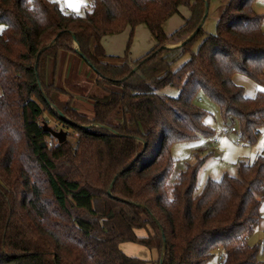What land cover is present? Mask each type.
I'll return each mask as SVG.
<instances>
[{"label": "trees", "instance_id": "16d2710c", "mask_svg": "<svg viewBox=\"0 0 264 264\" xmlns=\"http://www.w3.org/2000/svg\"><path fill=\"white\" fill-rule=\"evenodd\" d=\"M206 1L92 0L81 15L51 0H0V264H148L123 253L124 242L157 249V264L164 249L163 264H206L215 254L218 264H264L248 243L262 220L264 156L199 194L201 160L169 183L170 146L213 135L194 102L199 91L220 105L225 123L239 122L246 144L264 130V93L244 99L233 80L242 74L264 86L263 17L253 0H230L196 52L203 27L185 45L164 48L193 33ZM181 6L190 17L165 34ZM139 24L155 48L133 65L106 60L113 57L103 37ZM76 42L108 98L93 99L92 118L57 83L62 57L78 55ZM166 86L179 95L159 94ZM46 114L77 135L75 147L69 132L59 143L44 129Z\"/></svg>", "mask_w": 264, "mask_h": 264}, {"label": "rangeland", "instance_id": "374dc122", "mask_svg": "<svg viewBox=\"0 0 264 264\" xmlns=\"http://www.w3.org/2000/svg\"><path fill=\"white\" fill-rule=\"evenodd\" d=\"M59 4L64 13L85 14V9L89 10L92 0H51ZM230 0H208V9L206 20L203 24L202 34L196 39L191 46L192 51L196 52L203 41L210 35L216 33L219 19L223 13V8ZM253 10L263 17L262 30L264 31V0H253ZM190 17V9L187 6H181L177 14L173 15L165 24L164 32L167 35L173 34L181 28L185 21ZM3 29V25L0 24ZM156 39L149 30L146 24L137 25L134 30L127 26L122 32L113 35H107L102 39V46L105 52L113 58L106 60L116 64L125 62L133 65L137 60L144 57L156 46ZM174 45V44H172ZM168 44V46H172ZM177 45V44H176ZM188 59V55L184 56L180 61L176 62L173 70L181 66ZM63 65V66H62ZM63 67V69H62ZM62 69V70H61ZM61 70V71H60ZM57 83L67 89L70 95L73 96L74 104L78 110L85 112L90 118L93 117V99L105 96L104 91L96 85L97 75L94 71L82 60V57L73 53L66 54L62 57V61L58 64ZM68 76V77H67ZM241 76L249 83H245V92H253L255 83L248 77L238 74L236 78ZM238 80V79H237ZM1 91V90H0ZM159 94L166 97H177L180 91L173 86H166L158 91ZM262 93V92H258ZM64 100L70 96H62ZM197 107L206 112L204 122L211 119L212 123L209 126L213 130V135H199L195 139L185 140L173 143L170 148V156L174 162L173 173L170 177V184H173L180 172L189 164H195L202 161L197 174L196 194H199L209 180L219 181L224 175L237 177L239 175L240 162L252 163L255 160L250 159V156L258 151V145L264 140L262 133L256 143L248 145L243 142L239 134V122L230 120L225 123L222 116L220 105L212 100L205 91L201 90L197 93L195 100ZM74 105V107H75ZM47 124L52 127H58L60 123L46 114ZM61 129V128H60ZM67 133L69 129L63 128ZM70 141L75 147L77 143V135L70 131ZM205 141L201 147L183 148V145L199 144L200 140ZM221 141H228L229 144H222ZM183 151V155L190 157L189 159L176 158L178 151ZM228 156V159H224ZM232 161H235L233 163ZM264 206V200L261 207ZM262 220L257 229L248 236V243L251 246H259L258 259L264 262V211H261ZM139 236L147 235L145 229L136 231ZM120 250L130 257L139 258L148 262V264H157L161 253L157 249H150L143 245L124 242L120 244ZM218 254L211 258L206 264H218Z\"/></svg>", "mask_w": 264, "mask_h": 264}, {"label": "water", "instance_id": "95a60500", "mask_svg": "<svg viewBox=\"0 0 264 264\" xmlns=\"http://www.w3.org/2000/svg\"><path fill=\"white\" fill-rule=\"evenodd\" d=\"M208 1H206V11H205V15L201 21V23L199 24V26L193 31V33L188 36L183 42L177 44V45H172V46H164V48H169V49H173V48H179L183 45H185L187 42L191 41L192 39H194L196 37V35L199 33V31L201 30V28L203 27V24L206 20V13H207V9H208ZM77 47H75V52L83 57V53L81 52L78 43L76 42ZM137 68H134L133 71H136ZM95 100H105L107 101V99H103V98H95ZM68 120V119H67ZM86 127H93V125H88ZM44 129L49 132L54 138H56L58 140L59 143H64L67 140V132L64 131V129H60V130H54L52 127H50L47 123L44 124ZM164 245H166V241L164 242ZM165 247V246H164ZM165 250V249H164ZM164 250L162 252V257L160 260V264H163V256H164Z\"/></svg>", "mask_w": 264, "mask_h": 264}, {"label": "snow or ice", "instance_id": "6c2138e0", "mask_svg": "<svg viewBox=\"0 0 264 264\" xmlns=\"http://www.w3.org/2000/svg\"><path fill=\"white\" fill-rule=\"evenodd\" d=\"M29 2H31V0H29ZM2 27H0V31H2ZM256 91L262 92L264 93V88H260L257 87ZM255 92H249L245 95L244 99H255ZM212 121L211 119L206 120L205 124L206 125H211ZM262 133H264V130H262ZM205 143V141H203L202 139L200 140L199 144H188V145H183V148H193V147H201L203 146V144ZM222 144H229L230 142L228 141H221ZM258 156H264V140H262L260 142V144L258 145V151L257 153H254L250 156V159L255 160ZM176 158H182V159H189L190 157H187L185 155H183V151H178L177 153V157H174V159ZM224 159H228V156H225ZM233 163H235V161H232ZM261 211H264V206L261 207Z\"/></svg>", "mask_w": 264, "mask_h": 264}, {"label": "crops", "instance_id": "0c3cea01", "mask_svg": "<svg viewBox=\"0 0 264 264\" xmlns=\"http://www.w3.org/2000/svg\"><path fill=\"white\" fill-rule=\"evenodd\" d=\"M237 75L238 74H236L234 77H233V80H234V82L236 83V84H238V85H244L245 83L247 84V83H249L247 80H244L241 76H239V78H236L237 77ZM238 79V80H237ZM256 85V84H255ZM244 87V86H243ZM257 87H259L258 85H256L255 86V89H254V91L253 92H255V95L259 92V91H256V89H257ZM260 88H264V86H260ZM248 92H246V94H247ZM137 233V232H136ZM137 235H138V233H137ZM141 236H143V235H141Z\"/></svg>", "mask_w": 264, "mask_h": 264}, {"label": "built area", "instance_id": "2783aa9c", "mask_svg": "<svg viewBox=\"0 0 264 264\" xmlns=\"http://www.w3.org/2000/svg\"><path fill=\"white\" fill-rule=\"evenodd\" d=\"M50 145H52V144L50 143Z\"/></svg>", "mask_w": 264, "mask_h": 264}, {"label": "flooded vegetation", "instance_id": "af4514ba", "mask_svg": "<svg viewBox=\"0 0 264 264\" xmlns=\"http://www.w3.org/2000/svg\"><path fill=\"white\" fill-rule=\"evenodd\" d=\"M59 130H60V128H59Z\"/></svg>", "mask_w": 264, "mask_h": 264}]
</instances>
